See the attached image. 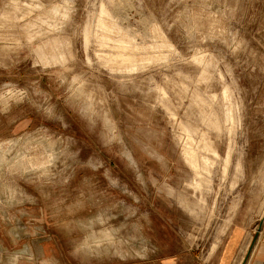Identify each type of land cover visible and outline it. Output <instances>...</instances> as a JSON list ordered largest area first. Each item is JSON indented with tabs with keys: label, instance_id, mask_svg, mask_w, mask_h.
Instances as JSON below:
<instances>
[{
	"label": "rangeland",
	"instance_id": "374dc122",
	"mask_svg": "<svg viewBox=\"0 0 264 264\" xmlns=\"http://www.w3.org/2000/svg\"><path fill=\"white\" fill-rule=\"evenodd\" d=\"M225 90L230 133L206 125ZM204 142L232 158L196 190ZM263 194L264 0H0V264L36 237L77 264H196Z\"/></svg>",
	"mask_w": 264,
	"mask_h": 264
},
{
	"label": "crops",
	"instance_id": "0c3cea01",
	"mask_svg": "<svg viewBox=\"0 0 264 264\" xmlns=\"http://www.w3.org/2000/svg\"><path fill=\"white\" fill-rule=\"evenodd\" d=\"M263 203L264 194L258 207L248 208L239 204L214 247L212 248L211 245L205 256L196 264H264V221L254 245L250 248L257 229L255 224L260 222L264 215ZM28 222L39 224L35 227L38 230L43 227L45 218L43 214H40L28 219ZM36 238L28 241L30 244L27 243V246L19 253L5 250L1 256L4 264H77L75 256L71 255L70 251H62L61 246L56 242L45 244L43 240H38L39 237ZM165 260L167 261L163 264H178V261L173 262L174 259L171 256Z\"/></svg>",
	"mask_w": 264,
	"mask_h": 264
},
{
	"label": "bare ground",
	"instance_id": "6f19581e",
	"mask_svg": "<svg viewBox=\"0 0 264 264\" xmlns=\"http://www.w3.org/2000/svg\"><path fill=\"white\" fill-rule=\"evenodd\" d=\"M57 45H59V44H57ZM50 58H51V60L58 61L60 63L64 60L63 53L60 50L57 54H52V56H50ZM222 98H224L225 101H228V107L225 108L223 113L222 112L221 113H214L210 117L206 118V125H208V127H210L211 129H214L217 132H220L223 129L222 127L228 126V131L230 133L231 130L234 128V124L236 122V119L234 116L233 105H232V102L230 101V94L227 90H225L222 93ZM204 121H205V119H204ZM179 126H180L181 130H184L186 132H189L191 130L190 127H189L190 130H189L187 128V126H185L184 124H180ZM189 135H191V134L189 133ZM228 145H229V143H228ZM232 150H233L232 146L229 145V148L227 149L225 157L221 158L218 155V153H216L215 150L211 149L209 143H207V142H204V145L202 146L201 149H199L198 146L186 149V152L184 153L185 157H186V161L189 163V166L193 170V172L195 174V178L196 177L198 178V180L195 182V185H194V188L196 190H200L202 187L204 188V186L205 187L208 186V182H210V181L205 180L204 178H203L204 180H202V177H204V176L208 177L210 174L212 175L211 171L218 162L220 163V167H222L221 168L222 174H220V175H222V178L226 175V173L228 172L230 163H231ZM126 157L129 159L131 164H134L132 161V158L129 154ZM237 169H238V167H237ZM261 220L264 221V215L261 218Z\"/></svg>",
	"mask_w": 264,
	"mask_h": 264
},
{
	"label": "water",
	"instance_id": "95a60500",
	"mask_svg": "<svg viewBox=\"0 0 264 264\" xmlns=\"http://www.w3.org/2000/svg\"><path fill=\"white\" fill-rule=\"evenodd\" d=\"M262 223H263V221L261 220V221L259 222V225H258L257 231H256V233L254 234V236H253V238H252V241H251V243H250V248L254 245V243H255V241H256V239H257V237H258V233H259V230H260V227H261Z\"/></svg>",
	"mask_w": 264,
	"mask_h": 264
}]
</instances>
